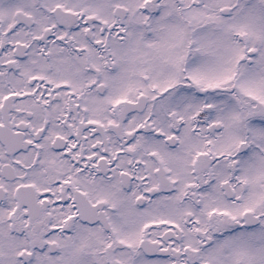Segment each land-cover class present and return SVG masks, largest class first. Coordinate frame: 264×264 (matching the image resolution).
I'll return each instance as SVG.
<instances>
[{"label": "snow or ice", "instance_id": "snow-or-ice-1", "mask_svg": "<svg viewBox=\"0 0 264 264\" xmlns=\"http://www.w3.org/2000/svg\"><path fill=\"white\" fill-rule=\"evenodd\" d=\"M0 264H264V0H0Z\"/></svg>", "mask_w": 264, "mask_h": 264}]
</instances>
